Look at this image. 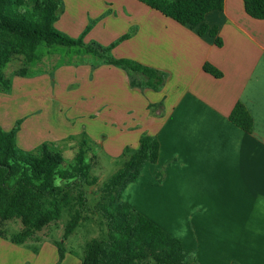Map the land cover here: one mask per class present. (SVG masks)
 <instances>
[{"label":"crops","instance_id":"obj_1","mask_svg":"<svg viewBox=\"0 0 264 264\" xmlns=\"http://www.w3.org/2000/svg\"><path fill=\"white\" fill-rule=\"evenodd\" d=\"M148 1L62 0L55 26L77 38L93 23L84 41L105 47L132 33L112 55L164 73L161 91L133 87L139 75L100 59L57 68L60 59L47 57L44 74L33 81L78 88L74 94L96 105L98 120L111 119L119 156L136 150L144 134L158 139V161L143 167L121 200L178 239L198 263L264 264V20L250 17L244 0H224L223 10L204 21L217 29L218 46L209 33L200 36L199 27L181 25ZM206 65L222 77L207 73ZM238 102L253 118L251 134L229 120ZM30 126L22 124L18 132L22 145L66 137L44 135L37 120ZM19 253L22 246L0 237V264ZM68 260L77 264L71 255Z\"/></svg>","mask_w":264,"mask_h":264},{"label":"trees","instance_id":"obj_2","mask_svg":"<svg viewBox=\"0 0 264 264\" xmlns=\"http://www.w3.org/2000/svg\"><path fill=\"white\" fill-rule=\"evenodd\" d=\"M246 13L264 20V0H244ZM148 5L181 25L199 27V35L209 33L218 39L216 28L205 24L208 13L223 10L224 0H149ZM64 12L62 0H0V89L9 90L11 83L4 69L16 56L34 63L43 59L37 53L40 46L78 48L95 56L104 64L122 68L142 80L132 81L133 87L161 91L166 82L164 73L130 59H117L112 50L132 33L105 47L97 42L86 44L84 39L93 28L71 37L55 25ZM204 70L216 78L222 74L207 66ZM26 68L15 74L26 75ZM232 124L251 134L254 121L246 106L238 102L230 116ZM21 121L10 131L0 126V224L20 221L18 233L0 237L22 246L51 224L67 220L62 242L55 241L60 260L65 257L64 243L90 222V215L100 217V235L89 241L82 264H200L184 249L182 243L150 219L121 200L122 193L138 180L147 163L158 161L160 143L156 137L142 135L139 147L123 153L121 168L100 185L93 174V160L87 159V149L80 148L74 161L66 164L63 154L48 144L37 151H27L17 144ZM90 195L99 196L92 207ZM73 254V253H72Z\"/></svg>","mask_w":264,"mask_h":264},{"label":"rangeland","instance_id":"obj_3","mask_svg":"<svg viewBox=\"0 0 264 264\" xmlns=\"http://www.w3.org/2000/svg\"><path fill=\"white\" fill-rule=\"evenodd\" d=\"M76 50L78 48L63 46L47 48L42 45L37 53L44 55L43 60L27 63L23 56H16L12 59L4 69L5 77L10 80L11 88L3 91L0 89V124L5 122L6 126L13 128L18 121H21L22 124H26L28 130L31 128L30 124L37 120L38 127L42 130L40 132L44 135L46 131L51 136L53 132L55 135L58 132L66 135L60 142L56 143L52 141V138L44 136L41 138L42 143L40 144L37 141L31 146H25L20 144V138L17 139V144L27 151H37L42 144H48L63 154L66 164L74 161L80 148L87 149L88 160L91 161L92 157H97L93 160V174L99 178L101 185L121 168L123 161L124 152L122 156H119L120 154L114 149V146H119L116 144L119 140L116 141L112 133L111 119L98 120L93 113L96 105L94 103L88 104L85 99L81 100L74 94L78 90L76 87L57 89L52 86L54 81H52V85H49L45 78L33 81L34 77L44 74L43 71L46 70L44 69L46 67L44 62L47 57L55 60L60 59L55 64L57 68L63 65L65 61L68 64H74L75 62L99 60L84 52H81L80 56L66 55V53ZM48 52L53 55H45ZM23 68L27 69L26 75L15 74ZM53 74L54 72H52ZM57 92L60 95L58 99H55ZM89 198L92 207L99 200V196L90 195ZM90 217L92 218L91 221L80 226L64 243L67 257L65 262L64 259L60 260L55 241L62 242V236L60 237L59 234L62 231L63 235V226L67 216L63 218V221L57 222L55 225L51 224L38 232L35 238L22 245L23 253L15 255L13 260L7 258L6 261L12 264H70L71 262L73 264L74 260H68L71 255L78 264V261H82L85 255L89 241L100 235L98 226L100 217L98 215H90ZM21 228L20 221H8L0 224V230H3L8 236L18 233ZM6 261L2 264H8Z\"/></svg>","mask_w":264,"mask_h":264}]
</instances>
